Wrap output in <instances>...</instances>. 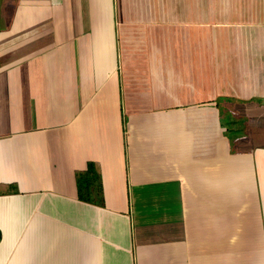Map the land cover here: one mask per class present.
Returning a JSON list of instances; mask_svg holds the SVG:
<instances>
[{"label":"crops","instance_id":"1","mask_svg":"<svg viewBox=\"0 0 264 264\" xmlns=\"http://www.w3.org/2000/svg\"><path fill=\"white\" fill-rule=\"evenodd\" d=\"M7 2L0 264H264V0Z\"/></svg>","mask_w":264,"mask_h":264},{"label":"trees","instance_id":"2","mask_svg":"<svg viewBox=\"0 0 264 264\" xmlns=\"http://www.w3.org/2000/svg\"><path fill=\"white\" fill-rule=\"evenodd\" d=\"M228 108L232 109L231 106H229ZM229 114L232 115L233 117L229 118L230 121L226 122L225 126L227 130V134L231 139V147L233 150H235V143L237 138L245 135V134L242 135L239 132V124L245 126V118H243L242 122L240 123L238 122V120H236L237 114H233L232 112H230ZM97 178H98L97 171L95 170V167L92 163L89 165L88 169L85 172L79 174L78 184L81 190V196H83V198H86L84 190L89 189L91 185L94 183L93 180L96 181ZM1 239H2V232L0 231V241Z\"/></svg>","mask_w":264,"mask_h":264},{"label":"rangeland","instance_id":"3","mask_svg":"<svg viewBox=\"0 0 264 264\" xmlns=\"http://www.w3.org/2000/svg\"><path fill=\"white\" fill-rule=\"evenodd\" d=\"M0 6H2L3 8H5L7 12H9V11L12 10V7L9 5V3L7 2V0H0ZM230 100H231L230 98H226V101H225V99L218 98L217 104L220 106V108L222 110H225V107L227 106L226 103L229 102ZM235 109L237 110V107L236 106H235ZM221 114H223V113H221ZM231 117H233V116L230 115V114L227 115V118L228 119L231 118ZM221 118H224V114H223V116H221ZM225 124H226V122H223L222 121V125L225 127V131H226ZM227 137L229 139V143H231V139L229 138L228 134H227Z\"/></svg>","mask_w":264,"mask_h":264}]
</instances>
